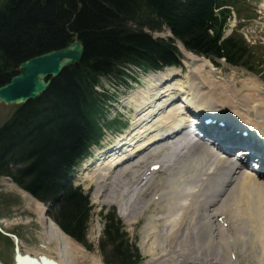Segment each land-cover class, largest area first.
Instances as JSON below:
<instances>
[{
    "label": "trees",
    "instance_id": "obj_1",
    "mask_svg": "<svg viewBox=\"0 0 264 264\" xmlns=\"http://www.w3.org/2000/svg\"><path fill=\"white\" fill-rule=\"evenodd\" d=\"M242 6L241 0H0V87L23 62L63 49L75 37L84 49L78 64L63 69L0 127V177L49 206L59 229L91 250L89 192L73 184L70 172L103 129L125 125L105 122L113 95L100 80L122 86L135 81L136 71L179 66L175 41L195 55L259 74L264 58L258 51L238 34L223 37L232 11L247 19ZM163 28L173 40L152 38ZM99 215L97 247L104 264H139V251L115 210Z\"/></svg>",
    "mask_w": 264,
    "mask_h": 264
},
{
    "label": "bare ground",
    "instance_id": "obj_2",
    "mask_svg": "<svg viewBox=\"0 0 264 264\" xmlns=\"http://www.w3.org/2000/svg\"><path fill=\"white\" fill-rule=\"evenodd\" d=\"M177 46L187 60L184 67L190 76L188 77L189 80L184 82L180 73L174 70L152 74L146 89L140 88L138 92L136 91L137 93L130 97L136 105V118L143 120L142 123L136 122L139 125L142 124L141 126L138 125L139 129H137V136L140 139H137L136 143H131V139L123 143L119 141L114 149L107 154H101L97 163L94 164L95 166L85 173V178L95 185L91 197L93 203H112L114 200L117 202L116 199L120 195L116 193L121 192L127 182L121 177L128 167H132L133 163L140 164L142 159L152 155L153 152L147 151L148 145L159 142L167 133L186 128V118L190 109L200 115L218 112L217 114L221 116L226 115V113L219 110L215 112V108L221 109L226 102L229 105V103L233 104L236 101L235 105L238 111L234 110L236 115H233V120H241L243 125L248 124L253 131L257 130L264 134V115L250 114V110L255 107L253 105H264V100H257L258 103L249 104L247 108V99L240 101L245 99L244 97H240L238 100L228 97L227 94L225 95L228 90L227 82L218 76L220 73L215 72L212 63L188 53L180 44ZM221 81H223L222 86L220 85ZM178 94L183 95L179 96ZM216 94H219L220 97L215 98L213 95ZM221 96L227 97L222 101ZM259 111L263 112L264 110L260 109ZM226 112L228 113V111ZM152 121L154 123L150 125ZM177 127L180 128L177 129ZM245 153V151L240 152L239 155H247ZM234 170L235 168L230 161L222 160L219 157L212 158L211 151L202 147H195V145L186 151L180 162L170 167L168 179L166 178L168 184L166 191L171 194L168 204L178 209L173 211L176 214H173L175 215L174 221H170L171 217L166 221L168 226H171L163 234V240L164 243L166 240L171 242V251L168 250L167 254L160 255L161 260L158 258V261L161 263L159 264H169L170 259L176 254L179 255L178 264L200 262V258L197 256L201 252L202 255L204 251L205 257L201 259L202 261L208 254V257L210 256L209 261L212 263L214 260L211 259V255L216 252V263L228 264L230 262L234 264L233 261H230L233 256L231 247H235L239 241H243L246 233L249 232L257 233L256 235L259 236L264 250V183L256 181L244 171L239 172L236 173L234 182L230 185L226 196L222 200L215 198L216 195L221 194L218 192L219 182L222 184L229 178L233 179L230 173ZM134 174L133 172L132 176ZM214 186L216 192L213 189ZM25 195L30 198L27 194ZM142 196L143 193L138 191L133 199V205L138 204L141 207L136 211H133L132 206L120 209L122 211L119 212V217L126 221V224H131L134 220L133 216L140 215V209L146 208L147 204H142ZM204 199H207L206 202H203ZM36 203L38 222L44 235L55 245L63 257L68 258V256L76 254L78 246L62 234L57 226L46 217V209L43 205ZM239 213H245L248 217H241L238 215ZM165 217L168 216L165 215ZM214 217H224L225 220L222 223L228 224L227 229L231 230V236L226 237L220 222L215 221ZM195 221H198V227H195ZM180 232L183 233L182 238ZM154 233H156V225L153 218L150 217L143 226V254H148V249L151 252L152 246L157 244L153 241L152 235ZM252 244L254 243L252 242ZM155 247L158 248L160 245L157 244ZM195 248L197 249L195 251L196 256L193 255ZM176 250L177 253H175ZM260 257L264 264V252L261 253ZM58 263L60 264V262ZM92 264L102 263L94 260ZM146 264L151 263L147 262Z\"/></svg>",
    "mask_w": 264,
    "mask_h": 264
},
{
    "label": "rangeland",
    "instance_id": "obj_3",
    "mask_svg": "<svg viewBox=\"0 0 264 264\" xmlns=\"http://www.w3.org/2000/svg\"><path fill=\"white\" fill-rule=\"evenodd\" d=\"M241 1L244 2L245 6L248 9H250L249 12L251 13L253 17H255V19L251 22L250 21L244 22V25L241 27V29L237 30L238 29L237 28L238 21L236 20L237 15L233 13L231 20L229 22V28L227 30V33L230 34L231 30L238 31V33L242 35V37L244 38L245 43L251 46L252 48L256 49L260 53V56L264 58V0H241ZM242 8L244 7L242 6ZM152 37L154 39L168 40L170 36L168 32L164 29L161 32L153 33ZM182 61H184V65L187 62L185 57H182ZM215 63L216 64H213L215 66L214 67L215 72L220 73L218 76L221 79H223L225 82H227L228 90H227V93L225 92V95L227 94L228 97H231L232 99H235V100H238L240 97H244L245 99H241L240 101L247 99L246 100L248 104L247 108L249 107V104L253 105L255 103H258L257 100H260V99L264 100V69H262V71L259 69L260 73L255 75V74H252L246 71L243 68L231 67L222 61L220 62L217 61ZM184 68L181 69L182 77L184 78L182 77L181 78L185 82L189 80L188 77L190 76L188 75V73L186 72V69ZM150 77H151L150 75L147 76L143 80L142 85L137 86L135 91H133L131 94L129 93L130 94L129 97H128L129 94H127V96H124L123 98L119 96L116 99L118 101L117 102L118 104L112 103L113 107L111 110L110 118H112L111 116L116 114V112L118 111L124 115L123 120L126 122H128V119L133 121V118H136V111H137V110L135 111L136 105H134L130 97L133 96L134 93H137L140 88L146 89V85L149 83ZM222 82L223 81L220 82L221 86H222ZM103 84L104 86L108 88H112V84L110 82L103 81ZM213 96H215V98L220 97L219 94H216ZM226 97L221 96V100L223 101V99H226ZM126 103H130V105L128 104L125 105ZM235 103L236 101H234L233 104L229 103V105H227V102H226L225 105L221 107V109L217 107V110L228 111V113L226 114H229L230 116H232L235 114L234 110L238 111ZM253 106L255 107L252 110H250L251 111L250 114L255 113L257 116L264 115V111L263 112L259 111L260 109L264 110V105L260 106L256 104ZM17 107L18 106L16 105L6 106L0 103V127H2L11 118L13 113L16 111ZM244 107H241V108L246 109ZM137 121L139 123L143 122L141 118H136L135 122ZM139 123H135V124L131 123V126H129L126 132L118 138L110 139L111 134L107 133V136L105 137L103 141L102 147L105 148V146L108 145L109 143L111 144V146H113L115 144V140L125 139V137L127 136L126 133L128 132H129L128 135L132 133V137H135V135L138 132L137 130L136 131L134 130L135 128H137ZM153 123L154 121H152L150 125H152ZM141 125L142 124H140L139 126ZM137 139H140V138H137ZM161 154L162 153H154L150 156H146V159L144 158L140 162L141 164L133 163V165L136 164L135 168L128 167L127 171L124 173L121 179L126 180L127 181L126 183H128L129 178L136 177V181L138 182L140 180V177L146 170L147 166L155 162V160L159 159ZM165 168L166 167L163 166L161 172L159 171L158 173L149 177L150 178L149 181L148 179H144V181H140L141 182L140 184H137V183L130 184L129 182L128 185H126L125 183L126 187L124 186L123 191L116 193L117 195H120L118 196V198L116 197L117 202L114 200V202L112 201V203L104 202L101 204H95L91 200L95 185L91 184L89 180L87 181L86 180L87 178L85 179L82 174H78V173L75 174L76 183L81 185V187L83 188L85 192H87L88 190H92L90 201H91L93 210H92L91 217H90V226L87 232V244L91 245V250L86 249L82 245L76 244V246H78V252H76V254H72L68 256V258L63 257L62 254L55 248V245L50 242L48 237H46V235H44L42 231V228L38 222V217H37V211H36L37 203L34 202L31 198L27 197L25 195L26 193L18 189L13 183L11 182L9 183V180L7 178H2V177H0V228L4 233L14 235L18 238L19 247L24 253H28L33 256L45 255L49 258L54 259L57 262H60V264H92L94 260H98L102 264H104L103 256L97 247L98 239L96 235V229H98L100 233V230L102 228V221H101V217L99 216V212L102 209L114 208L116 211V214H118L119 216V212L122 211L120 209L123 207L130 208L132 206L133 211H136L138 208H141L140 206H138V204L133 205V199L136 196V194L134 195V189L139 188V186L142 185L143 187L141 186L142 188L140 187L141 189L137 190V193L138 191L143 193V196L141 197L143 199L142 204L146 205L147 203H149L148 207L146 206V208L140 209L141 214L137 216H133L134 220L131 224H126V221L122 219L121 221L124 227V231L126 232L128 236V240L132 244H135V246L139 249V252L143 259L141 264H146L147 262L151 264H159L161 263V261H158V258L160 259V255L167 254L169 251H171L170 250L171 242L166 240L164 243V240H163V234L166 231H168L167 228H170L171 226V225L168 226V223L166 221H168V218L170 217H171L170 221H174L173 217H175L176 215L175 213H173L175 208L173 206H170L168 202L150 204V199L155 194H158L161 191H165L168 188L166 182L168 179L169 169L168 168L165 169ZM133 172L135 174L132 176ZM43 207L45 209L48 208L46 206H43ZM171 207H173L174 209ZM165 215H167L168 217H165ZM238 215H240L241 217H248L245 213H239ZM150 217L153 218V222L156 225V233L152 235L153 241L159 244L160 247L156 248L155 247L157 246L156 244L152 246L151 252H149V249H148V254H143L142 252L144 249L143 247V241H144L143 226L145 225L146 221ZM48 218L50 219L49 216ZM197 222L198 221H195L194 225ZM248 230L251 231L249 228ZM256 234L257 233H253V232L246 233V237L244 239L245 241L244 240L239 241L238 244H236V246L232 248L233 249L232 251L235 257L234 259L236 260V264H263V261L261 260V257H260L261 253L264 252L263 244L262 242H260L259 236ZM182 235L183 233L180 232L181 238H182ZM256 236L258 237L259 241ZM5 238L6 236L0 233V264H14L13 262L14 244L10 237L8 238L10 239L11 244L10 243L6 244ZM184 238L186 237L184 236ZM252 242L254 244H252ZM261 244H262V247H261ZM196 250H197L196 248L193 250L194 256H196V252H195ZM177 252L178 251L176 250L175 253ZM204 253L202 254V257L200 259H203L205 257ZM178 256H179L178 254L173 255V258L170 259L171 262L169 264H178L179 263V261L177 263V260H179ZM212 258L215 261V259L217 258L216 252L212 253L211 259ZM204 260H206V258ZM199 261L200 262L197 261L196 263L200 264L202 260H199ZM228 264H231V263L228 262Z\"/></svg>",
    "mask_w": 264,
    "mask_h": 264
},
{
    "label": "water",
    "instance_id": "obj_4",
    "mask_svg": "<svg viewBox=\"0 0 264 264\" xmlns=\"http://www.w3.org/2000/svg\"><path fill=\"white\" fill-rule=\"evenodd\" d=\"M83 53L82 44L76 39L63 49L45 53L23 62L17 69V74L6 85L0 87V103L22 105L36 99L46 91L51 78H56L66 67L79 63ZM10 237L14 243L15 264H59L44 255L34 257L24 254L19 249L18 239L15 236Z\"/></svg>",
    "mask_w": 264,
    "mask_h": 264
}]
</instances>
